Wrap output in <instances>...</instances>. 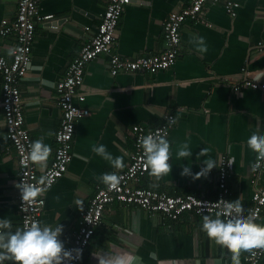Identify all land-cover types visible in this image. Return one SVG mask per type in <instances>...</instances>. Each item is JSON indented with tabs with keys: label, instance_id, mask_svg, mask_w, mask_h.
Wrapping results in <instances>:
<instances>
[{
	"label": "crops",
	"instance_id": "crops-1",
	"mask_svg": "<svg viewBox=\"0 0 264 264\" xmlns=\"http://www.w3.org/2000/svg\"><path fill=\"white\" fill-rule=\"evenodd\" d=\"M18 1L0 0V21L14 19ZM130 1L117 25L113 52L127 58L161 53L162 23L189 0ZM227 1L239 4L232 14L223 7ZM104 5V0H42L38 6L40 15L49 14L53 19L36 23L29 68L20 83L24 126L32 141L43 138L51 148L46 161L35 162L38 172L49 166L56 149L54 135L60 124L56 85L92 36ZM60 20L63 22L55 29L48 24ZM180 33V53L174 66L153 75H113L107 55L85 66L80 99L75 103L90 114L75 124L72 160L67 172L44 193L40 219L44 224L62 225L58 238L65 249L84 208L97 189L105 186L101 174H118L127 168L134 150L132 126L153 129L166 114L175 118L167 137L172 167L159 177L148 169L137 186L172 196L190 194L213 200L219 159L226 156L231 162L228 198L240 195L245 209L251 206V164L256 152L245 141L252 130L264 131V100L259 89L234 91L233 87L255 78L264 84V0H221L204 5L197 21H186ZM197 37H203L206 51H200ZM15 43L14 34L0 37V56L10 59ZM1 85L0 77V218L10 219L15 230L21 227L17 158L6 139ZM184 141L193 155L180 160L176 150ZM93 144H104L113 157L121 156L124 167L116 169L95 154ZM200 149L207 151L201 153ZM209 158L215 165L200 175ZM183 159L191 165V175H181ZM263 181L261 174L258 186ZM201 218L186 212L174 221L113 202L106 207L81 263L110 264L117 256L131 254L141 257L142 264H233L231 250L200 229ZM258 223L264 224V208ZM249 251L241 250L240 264ZM260 264H264V255Z\"/></svg>",
	"mask_w": 264,
	"mask_h": 264
},
{
	"label": "built area",
	"instance_id": "built-area-1",
	"mask_svg": "<svg viewBox=\"0 0 264 264\" xmlns=\"http://www.w3.org/2000/svg\"><path fill=\"white\" fill-rule=\"evenodd\" d=\"M221 0H189L188 5L169 13L162 23L164 50L155 55L127 58L113 52L116 41V28L120 17L130 0H104L105 5L88 42L83 44L78 54L70 62L64 77L56 85L57 106L60 110V124L55 132L56 149L49 166L38 172L35 162L31 161L27 153L32 142L29 132L24 126L22 110V96L20 83L25 78L31 59V47L35 36V25L38 22H47L53 19L52 15H40L38 6L42 0H19L13 20L0 21V37L14 34L15 46L10 59L0 56V77L2 79V112L6 139L9 148L17 158V207L20 213L21 227L28 226L31 221L41 219L44 207V193L61 178L68 169L72 160L71 142L76 122L89 116L87 109L75 103L78 90L82 86L85 66L100 55L109 58L108 69L111 74L117 73H145L153 75L174 66L180 53V29L186 21L196 22L204 5L216 4ZM228 14L239 8L238 3L227 1L223 5ZM241 88L259 89L264 100V84L257 78L244 80L233 87L234 91ZM80 99V97H78ZM175 118L171 114L163 116L161 123L153 128L146 129L142 125L132 126L134 136V150L129 158L127 168L118 173L120 182L116 187L98 188L89 204L84 208L77 231L66 250L71 256L65 257L61 264H82L81 260L94 235L95 230L102 222V215L109 204L116 202L124 208L136 206L148 216L159 214L170 220H177L183 213L215 215L218 211L215 201L219 198H228V172L231 162L226 156H221L217 169V196L213 200L201 199L194 195L172 196L166 193L138 187L137 184L148 172L143 158L140 139L148 134L165 135L168 137L174 127ZM257 159L256 155L254 161ZM253 161V162H254ZM264 174V160L259 167L251 168V184L254 188L251 197V206L245 209L244 214L252 217L258 223L264 208V181L258 186L259 177ZM33 184L42 189L35 198L24 200L21 198L19 186ZM19 184V185H18ZM78 250V253L77 251ZM264 255V248L250 249L243 258V264H260ZM92 256L90 258L92 259ZM101 260V259H100Z\"/></svg>",
	"mask_w": 264,
	"mask_h": 264
},
{
	"label": "clouds",
	"instance_id": "clouds-1",
	"mask_svg": "<svg viewBox=\"0 0 264 264\" xmlns=\"http://www.w3.org/2000/svg\"><path fill=\"white\" fill-rule=\"evenodd\" d=\"M200 41V51H206L203 37H197ZM42 83L49 87L53 82L43 80ZM246 144L256 152L257 159L252 162L251 168L259 167L264 160V131L252 130L246 138ZM145 166L154 176L168 174L172 167L170 161V142L165 135L148 133L139 141ZM92 151L107 160L114 168L124 167L121 156L113 157L104 144H93ZM51 148L44 143L43 138H38L30 143L28 157L33 162L46 161ZM200 149V152H206ZM193 149L187 141L182 142L176 150V157L190 158ZM186 163L181 168V175H191V165ZM204 163V162H203ZM215 161L211 158L199 172L206 173L213 168ZM206 169V171H205ZM197 173L194 175L196 176ZM100 179L109 187H116L120 177L116 172H104ZM19 185V184H18ZM21 198L28 200L41 194L42 189L25 183L18 187ZM218 211L214 216L203 215L200 229L209 238H213L222 246L231 250L233 264H240L241 250L264 248V224L256 223L251 216L245 215V205L240 195L234 198H219L215 201ZM62 232V225L56 226L44 224L39 220H33L26 227H16L10 219L0 218V264L11 261L13 264H61L65 257L71 256V252L64 248L63 242L58 238ZM78 253V250H76ZM155 258V253L151 254ZM110 264H142L141 257L131 254L115 257Z\"/></svg>",
	"mask_w": 264,
	"mask_h": 264
},
{
	"label": "water",
	"instance_id": "water-1",
	"mask_svg": "<svg viewBox=\"0 0 264 264\" xmlns=\"http://www.w3.org/2000/svg\"><path fill=\"white\" fill-rule=\"evenodd\" d=\"M63 22V20H60V21H57V23H55L54 21L53 22H48V24L51 26V27H56L58 24H61ZM55 29V28H54Z\"/></svg>",
	"mask_w": 264,
	"mask_h": 264
}]
</instances>
